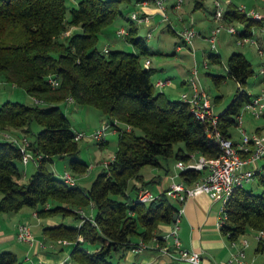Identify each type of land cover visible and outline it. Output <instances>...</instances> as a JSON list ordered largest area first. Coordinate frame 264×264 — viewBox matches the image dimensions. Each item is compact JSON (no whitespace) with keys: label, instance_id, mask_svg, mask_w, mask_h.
<instances>
[{"label":"trees","instance_id":"16d2710c","mask_svg":"<svg viewBox=\"0 0 264 264\" xmlns=\"http://www.w3.org/2000/svg\"><path fill=\"white\" fill-rule=\"evenodd\" d=\"M124 1L77 0V5L70 7L66 0H0V78L46 103L6 100L0 105V129L21 128L29 134L32 122L42 126L30 144L42 158L25 182L20 181V147L0 139V213L30 207L40 217L60 214L74 218L73 224L61 221L45 226L44 233L53 240H68L75 264H122L116 253L133 249L139 239L149 241L160 224L174 222L179 201L162 192L157 199L143 203L129 193L138 190L132 180L148 184L139 173L143 165L162 166L161 159L173 155L189 161L192 154L215 157L221 153L220 145L208 136V123L198 118L187 102L156 91L155 70L142 62L143 56L151 54L150 48L130 18L126 39L137 52L116 49L106 53L96 47L104 27L123 16ZM202 5L197 1L196 6ZM226 19L244 23V36H250L257 23L232 4ZM71 27L75 28L60 41ZM209 56L222 63L220 54ZM227 70L239 84L231 102L219 113V126L230 136V127L238 124L237 115L253 96L243 87L254 68L245 54L237 51L229 56ZM214 76L217 81L225 77ZM50 77L59 80L57 87H52ZM68 96L76 103L101 109L111 121L118 118L125 123L118 133L115 156L89 188L67 184L50 168L55 156L65 155L74 157L70 168L75 173L85 172L89 165L75 158L79 152L76 132L59 104ZM179 141L185 147L175 152L174 144ZM201 174L195 169L180 173L187 183ZM257 176V190L239 187L228 202V217L220 230L230 240L249 230L264 229V172L258 171ZM89 207L92 218L78 213ZM0 264L31 263L13 251L0 250Z\"/></svg>","mask_w":264,"mask_h":264},{"label":"rangeland","instance_id":"374dc122","mask_svg":"<svg viewBox=\"0 0 264 264\" xmlns=\"http://www.w3.org/2000/svg\"><path fill=\"white\" fill-rule=\"evenodd\" d=\"M145 1L150 2L151 0H125L121 4L126 17L124 18V16H118L112 23L104 27L103 31L99 34L96 45L100 51H103L107 47L109 50L121 49L137 52V48L126 39V36H119L117 31L122 28V26L129 28L130 21L128 18L131 15V12L135 10V4L137 2L143 3ZM197 1H201L203 5L196 6ZM220 1L225 8L229 6V0ZM230 1L234 6H245L247 11L254 9L261 15H264V0ZM215 2L216 0H184L182 6L179 9H175L172 6L173 0H167L166 8L168 19H164V16L161 14V12L155 14L150 18L149 24L146 22L139 24V35L143 36L149 46L153 49V52L149 55V57H142V61H144L146 58L152 60L153 66L157 68V71L152 76L153 83L155 84L157 80H170V83L164 85L161 88L155 87L156 91L166 92L168 97L171 99H180L182 93L191 92V87L185 89L184 85L181 84V81L186 79L187 82H189V80L192 78L191 70L197 66L199 82L211 95L214 102V111L219 114L231 102L239 86L235 79L228 76L227 60L229 56L233 52L241 51L252 62L254 74L248 79L247 84H245L243 88L246 89L250 94L257 95L262 93L264 90V80H261L264 76L260 74L261 67H264V53H259L258 44H254L250 41L240 44L238 42V36L229 33L226 29L219 33L217 47H211V43L206 37L219 23L214 18ZM66 4L70 7L76 6L77 0H66ZM232 24L238 29H243L245 27V24L239 21H234ZM192 25L194 26L197 35L195 36L192 45H186L180 38L179 33L185 27ZM74 28L75 27H71L68 31L63 33L59 40H64L65 35L68 32H71ZM252 28L256 38H264V32L260 31L259 26ZM149 31H151L150 36H148ZM179 44L180 46H178ZM209 53L220 54L222 63L213 62L209 56ZM214 75H224L225 77L222 80L217 81V78H215ZM218 96L219 98L216 100ZM68 97L59 104L62 110L71 120L75 132L84 134L83 137L77 140L79 152L75 158L80 159L89 165H93V169L88 173L86 170L83 173L73 172L70 168V161L74 157L70 155H67L63 158L55 156L52 163L50 164V168L53 169L55 166H57L58 172L56 171V174L59 177H61V175H63L66 171L70 172L77 178V184L79 186L83 188H89L97 175L105 167L106 161H110L111 158L115 156L118 148L119 134L117 131L110 130L107 131L104 137L105 142H100L93 139L92 134L102 129L106 123L110 122V117L104 114L101 109L93 105L79 103L69 105ZM6 100L20 101L23 103H32L37 105L46 104L44 101L37 99L35 96L29 95L23 88L10 82H5L3 78H0V105ZM240 112L242 115L241 122L230 127L233 140L241 139L244 130L250 133L253 132L257 127L264 128L263 116H257L252 112V110L245 108H241ZM115 120L118 121L121 127L125 126V123L118 118H115ZM41 128L42 126L37 121H34L32 122L31 132L29 134H25L21 128H7L2 130L16 137H26L31 141H35L36 135L41 130ZM137 133H141V130L138 129ZM0 139L3 140L2 137H0ZM181 147H185L184 142H176L174 144V151L177 152ZM161 161L162 167L146 164L140 168L139 173L143 176L145 182H148V184H143L139 181L132 180V183L138 187V190L137 192L135 190V192L130 190V194L132 193V195H137L140 190L147 188L152 190L154 194H159L160 188L155 181L157 176L165 178L167 176L166 172H170L169 174L173 173L179 176L180 169L176 167L177 159L175 155L169 158H162ZM26 165L30 170L37 168V164L32 160ZM20 167L23 173L25 164H21ZM30 172L31 171H28L27 175L22 177L24 181H20H27L32 175ZM171 182V184L174 182H180V178H177L176 180L171 179ZM245 187L257 190L258 176L255 177L253 181L246 183ZM217 208L219 214L221 212V202L218 203ZM23 209V211H18L19 213L15 215L17 220H21L19 225L22 223H28L26 221L27 218L33 217L32 208L24 207ZM1 213L5 214L6 217H9L8 212ZM78 213L82 217L92 218L93 210L90 207L81 208L79 209ZM43 218L46 219V217ZM53 218L60 222L64 221L67 224H73L76 222L74 218L65 215L62 216L60 214L55 215ZM216 224L219 228L218 219ZM255 232L257 231L249 230L245 235H242L240 239L247 238L251 241L253 246H256L258 245V241L254 237ZM80 239L83 240L82 237ZM152 240L156 241L157 243L159 242V238H155L154 235L149 241L139 239L135 247H139L140 242L145 243V245L148 247L150 244L149 242ZM20 242L30 245L28 242ZM158 244H160V246L162 245L161 243Z\"/></svg>","mask_w":264,"mask_h":264},{"label":"built area","instance_id":"2783aa9c","mask_svg":"<svg viewBox=\"0 0 264 264\" xmlns=\"http://www.w3.org/2000/svg\"><path fill=\"white\" fill-rule=\"evenodd\" d=\"M75 1V0H74ZM156 5L157 9L164 16V19H168L166 3L167 0H151ZM184 0H173V7L179 9ZM231 1H228V5H231ZM228 6V7H229ZM220 0L215 2L214 18L219 23L211 30V33L206 37L211 43L212 48L217 47L218 35L219 33L226 29L229 33L237 35L240 44L246 42H252L258 44L259 53H264V46L259 44V38H256L254 30L252 29V34L250 36L242 35L243 29H238L232 24V22L226 19V11ZM235 10L246 13L247 16L252 17L256 20V26H259L260 31L264 32V15H261L254 9L247 11L245 6H234ZM129 18L135 24H141L146 22L149 24L151 15L141 12L140 9L133 10ZM70 33V32H68ZM67 33V34H68ZM128 30L125 28H120L117 31L119 36L127 35ZM151 35V31L148 32V36ZM197 32L194 26L185 27L180 31L179 36L186 45H192L193 40ZM109 49L106 47L104 52H108ZM144 67H151V60L146 58L143 62ZM192 78L189 80V86L191 87V92H184L181 95V100L187 102L190 105L191 111L202 121L208 123V136L214 139L221 148V153L215 157H207L200 154H192L189 161L182 159L177 160L176 167L180 170L195 169L202 171L201 176L192 183H187L185 181L174 182L166 190L167 196L183 203L187 198L196 195V193L202 191L208 193L213 199L221 202V212L218 214V226H221L227 220L226 208L230 198L232 197L234 191L239 187H244L246 183L251 182L255 179L256 174L260 171L258 162L264 158V134L259 132L248 133L244 130L243 136L239 141L233 140L230 136H225L219 126L220 117L219 114L214 111V102L211 95L205 90L201 85L198 78V67L195 66L192 70ZM260 74L264 76V67H261ZM49 82L52 87H57L59 85V80L55 77H50ZM170 83L167 79L157 80L154 84L155 87H163L164 85ZM69 103H76L74 97H68ZM250 109L257 116H263L264 114V90L262 93L253 95L251 100L246 102L242 109ZM241 112L237 115L238 124L241 122ZM128 129L131 126L127 125ZM117 131L123 130V127L119 125L117 120L110 121L104 125V127L94 134L92 138L105 142L104 137L107 131ZM2 138L17 144L22 151V162L27 164L29 161H34L37 165L42 158V155L35 154L32 149H30L31 140L26 137L19 138L11 135L8 132H4L2 129ZM83 133H76V139L83 137ZM113 157L111 158V160ZM110 160V161H111ZM110 161H106L105 167ZM93 169V165H88L86 172H90ZM61 178L69 185H76L77 178L66 171ZM160 195L154 194L149 188L140 190L136 195V200L143 203H149L157 199ZM178 226H175L169 233L161 236L158 241L162 240L168 242L170 238L173 239V245L176 250L172 251L168 244L159 245L160 250L174 257L177 260L176 264H205L202 258V254L197 250H190L181 247V241L178 236ZM255 239L261 240L264 238V229L255 232ZM17 238L22 242H28L30 245H34L36 238L32 232V229L28 223H22L18 227ZM59 242L70 243L68 240H59ZM160 243V242H159ZM233 246H238L237 250L232 251L230 255L219 261L217 264H242L246 258V248L249 245V240L243 238L241 240L234 239L231 240ZM147 247L145 243L140 242L139 247H134L133 250H141ZM60 264H75L70 256L66 257L61 261Z\"/></svg>","mask_w":264,"mask_h":264},{"label":"crops","instance_id":"0c3cea01","mask_svg":"<svg viewBox=\"0 0 264 264\" xmlns=\"http://www.w3.org/2000/svg\"><path fill=\"white\" fill-rule=\"evenodd\" d=\"M135 8L140 9L142 12L150 14L153 17L155 14L159 13L157 7L152 1L137 2ZM124 18L126 17L123 14ZM128 18V16H127ZM129 19V18H128ZM139 29V25L136 24ZM122 28H125L122 26ZM129 29V28H125ZM147 43V41H146ZM259 44L264 46V38L259 39ZM149 46V44L147 43ZM180 46V44L178 45ZM151 53L153 49L149 46ZM179 48V47H178ZM150 55V54H149ZM146 56V57H149ZM144 62V61H142ZM157 71V68L153 66L151 60V67ZM264 80V77L261 79ZM184 88L187 89L189 83L187 80L181 81ZM166 95L167 93L164 92ZM168 96V95H167ZM177 99V98H173ZM69 105L73 103H68ZM264 117V116H263ZM21 132V131H20ZM253 132H259L264 134L263 127H257ZM230 137L232 133L229 130ZM252 133V132H250ZM2 133L0 131V137ZM4 140V139H3ZM240 139L236 140L239 141ZM200 154H196L199 156ZM67 156V155H65ZM65 156H59L63 158ZM23 164V163H22ZM28 164V163H27ZM258 166L262 172H264V158L258 162ZM162 167V166H159ZM36 168L30 170L25 164L22 177L27 175L28 171L34 173ZM55 173L58 170L57 166L52 169ZM182 170H180L181 173ZM58 172V171H57ZM167 176L165 178L157 176L155 178L158 187L160 188V193L164 192L170 185L171 179L176 180L180 178V182L183 181L180 173L179 176L175 174H169L166 172ZM21 181H24L21 178ZM162 188H161V187ZM1 197V195H0ZM218 203L219 201L213 199L206 192H198L196 195L187 198L183 203L178 204L179 213L176 221L172 223L160 224L158 230L155 232V238H160L169 231H171L175 226H178V236L181 241V247L200 251L205 264H217L219 261L226 259L232 251L237 250V246H233L231 240L224 235L220 228L217 227V214H218ZM24 210L23 208L21 209ZM20 210V211H21ZM19 212L9 213V217L5 214H0V250H10L17 254V256L31 264H60L62 260L70 256L73 245L71 243L59 242V240H53L47 237L44 233V227L47 225L59 224L60 221L53 217H40L36 214V210L32 208V216L27 218V222L31 225L32 232L36 238L34 245H28L21 243L17 238L18 225L21 220H17L15 215ZM5 216V217H2ZM239 240L240 237H239ZM139 241V240H138ZM258 245L251 244L249 240V245L246 248V258L242 264H264V241ZM162 245L168 244L172 251L176 248L173 245V239H169L168 242L159 241ZM158 242V243H159ZM148 247L136 250L129 249L125 252L120 251L116 253V259L122 264H176L177 260L163 253L156 241L152 240L149 242ZM17 244V246H16Z\"/></svg>","mask_w":264,"mask_h":264},{"label":"water","instance_id":"95a60500","mask_svg":"<svg viewBox=\"0 0 264 264\" xmlns=\"http://www.w3.org/2000/svg\"><path fill=\"white\" fill-rule=\"evenodd\" d=\"M177 218H178V214L176 213V214L174 215V221H176Z\"/></svg>","mask_w":264,"mask_h":264}]
</instances>
